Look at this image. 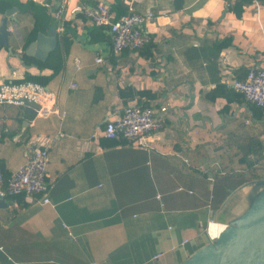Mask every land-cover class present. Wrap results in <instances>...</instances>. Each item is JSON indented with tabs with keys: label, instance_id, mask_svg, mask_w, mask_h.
<instances>
[{
	"label": "crops",
	"instance_id": "1",
	"mask_svg": "<svg viewBox=\"0 0 264 264\" xmlns=\"http://www.w3.org/2000/svg\"><path fill=\"white\" fill-rule=\"evenodd\" d=\"M56 1L0 0V22L12 6L18 19L8 18L14 31L0 45V83L51 76L47 87L60 110L39 117L0 105L5 177L27 160L32 136L62 132L49 150L50 202L20 195V208L10 197L0 206V264H178L210 241L209 222L218 223L210 228L217 234L264 190L259 169L249 180H242L244 171L219 173L213 182L198 171L201 165L241 169L240 153L264 140V108L230 86L251 64H264V0L246 5L241 17L225 0H63L64 19L51 9ZM99 2L115 18L154 12L143 26L153 40L116 55L108 29L83 14ZM35 25L32 41L57 26V45L45 59L26 52ZM57 47L63 64L53 75V65L39 63L54 64ZM98 55L105 64L95 62ZM73 80L76 89L69 87ZM138 100L168 106L151 151L102 136L107 119ZM253 157L249 152L246 159ZM158 252L163 255L153 259Z\"/></svg>",
	"mask_w": 264,
	"mask_h": 264
},
{
	"label": "built area",
	"instance_id": "2",
	"mask_svg": "<svg viewBox=\"0 0 264 264\" xmlns=\"http://www.w3.org/2000/svg\"><path fill=\"white\" fill-rule=\"evenodd\" d=\"M259 3L256 2L257 7ZM57 19H64L63 8H58L54 12ZM84 16L93 24L107 25L110 28L112 48L116 55L124 50H139L153 40V36L144 30L146 22L155 16L154 12H130L115 18L110 7L99 2L93 7H86L83 10ZM14 26H8L9 31H14ZM22 52V50H20ZM97 64H105L103 56L95 58ZM80 66L77 65V69ZM79 84L73 80L69 83L71 89L78 88ZM230 86L240 92L245 100L264 108V64H251L243 79L233 77ZM57 95L55 91L46 85L34 81L2 82L0 83V105L12 104L23 106L25 102H34L40 105L37 112L39 117H48L51 114H60L56 103ZM166 104L159 106H142L137 103L126 105L122 112L107 119L102 130V136L108 139L124 138L134 146L153 150L152 133L164 126ZM62 132L55 134H35L30 141V153L27 160L13 170L9 177H5L3 166L0 160V198H12V205L20 208L21 203L17 196L24 195L28 201H40L49 203L48 195V163L49 150L56 143ZM186 163H190L188 157H183ZM198 171L207 177L211 182L217 174L222 173V169L213 168L209 165L198 166ZM159 197V196H158ZM212 223L209 222L206 233L210 240L217 238L223 228L217 233L210 231ZM68 227L67 224H64ZM71 234V233H70ZM185 239L182 244L188 242ZM0 250L3 246L0 245ZM163 252H158L153 259H158Z\"/></svg>",
	"mask_w": 264,
	"mask_h": 264
},
{
	"label": "water",
	"instance_id": "3",
	"mask_svg": "<svg viewBox=\"0 0 264 264\" xmlns=\"http://www.w3.org/2000/svg\"><path fill=\"white\" fill-rule=\"evenodd\" d=\"M63 0H57L52 6L55 11ZM47 5L48 0H43ZM17 7H9L0 22V45H8V18L15 23L18 19L13 16ZM57 26H53L48 33L39 31L26 52L45 59L58 42ZM23 111L37 115L40 108L34 102H25ZM7 205L5 198H0V206ZM178 264H264V190L258 194L250 208L234 221L228 223L214 240H210L197 248L186 260Z\"/></svg>",
	"mask_w": 264,
	"mask_h": 264
},
{
	"label": "trees",
	"instance_id": "4",
	"mask_svg": "<svg viewBox=\"0 0 264 264\" xmlns=\"http://www.w3.org/2000/svg\"><path fill=\"white\" fill-rule=\"evenodd\" d=\"M225 1L227 2V9L229 11L233 12L237 17H241L242 13L245 9V6L250 4L251 2H253L254 0H225ZM181 6H182V4L178 3V1L175 2L176 8H180ZM99 27H104V28L108 29V31L110 32V28L107 25H100ZM36 33H37V25H35L33 27V29L31 30L30 35H29V40H31V39L33 40ZM61 40H62L61 41L62 46L64 44H66V42H67L66 36H63V38ZM229 43H230V38L228 37V38H225L224 40L218 42L217 46L219 48H222V47L228 45ZM61 51L62 50L59 47H57L53 51V53L51 54V58H54V57L58 58V60H56L54 64L49 63L48 61H45V62L39 63V65L41 67L46 66V65H50V66L53 65V68H54L53 75L57 74L60 71L62 64H63V61H61V59H60V57H61L60 52ZM50 78H51V76H48V77L32 76V75L27 74L23 81H34V82H38V83H41V84L48 86ZM237 78H239V77H237ZM240 79H243V78L240 77ZM238 94L242 95L240 92H238ZM136 103L139 105H142V106H149V105H146L144 103H141L139 100ZM252 105L255 108H261L255 104H253V103H252ZM118 139L126 140L124 138H118ZM114 140H117V139H114ZM256 144L257 145H255V147L249 148L248 151H244V152L240 153V157L238 159L242 160V162L245 164V167H243L241 169H239V168L233 169V168H229L227 165H224V166H222L221 175H227V176L239 175L241 173L245 174L244 171H247L245 178L242 180H249V179L254 178L258 175V173H257L258 169L264 174V140H261V141L258 140V141H256ZM249 152L252 153L254 155V157H253V159L247 160L246 158H247V155L249 154Z\"/></svg>",
	"mask_w": 264,
	"mask_h": 264
}]
</instances>
